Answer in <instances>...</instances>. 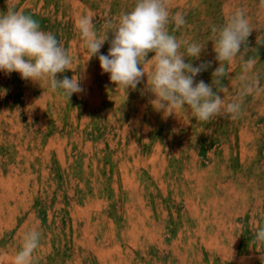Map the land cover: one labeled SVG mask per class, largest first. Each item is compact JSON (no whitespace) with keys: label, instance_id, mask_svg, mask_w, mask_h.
Here are the masks:
<instances>
[{"label":"rangeland","instance_id":"rangeland-1","mask_svg":"<svg viewBox=\"0 0 264 264\" xmlns=\"http://www.w3.org/2000/svg\"><path fill=\"white\" fill-rule=\"evenodd\" d=\"M134 4L0 0V12L30 15L56 36L72 57L71 70L57 78L78 76L84 89L67 99L46 79L0 71V264H12L34 229L42 235L31 264H264V244L253 243L264 225V6L166 0L186 20L179 30L170 23V34L206 42L199 59L185 57L210 62L196 81L211 85L219 66L212 25L243 9L253 29L241 53L224 62L218 94L226 102L238 97L248 59L258 87L243 98L238 118L202 122L190 110L156 111L147 76L124 90L95 56L88 59L76 20L91 14L99 35ZM152 63L141 65L146 75Z\"/></svg>","mask_w":264,"mask_h":264},{"label":"clouds","instance_id":"clouds-1","mask_svg":"<svg viewBox=\"0 0 264 264\" xmlns=\"http://www.w3.org/2000/svg\"><path fill=\"white\" fill-rule=\"evenodd\" d=\"M264 6V0H260ZM179 30L185 23L182 13H171L166 0H135L130 11L119 14L116 22L107 20L102 34L98 35L91 14H82L75 23L88 51V59L95 56L102 72L109 74L111 82L124 90L135 89L147 76V90L154 96L151 104L156 111L169 115L174 109L189 110L195 119L210 122L221 115L238 118L243 98L258 87V80L247 73L254 60L243 62L241 89L237 98L226 102L221 95L224 90L222 78L228 75L225 61L236 58L253 30L243 9H237L222 25H212L214 51L219 66L212 72V84L195 77L210 67V62L193 65L185 57L199 59L206 42L178 40L169 32V24ZM109 34L111 39L109 40ZM109 42L107 55L101 54L104 43ZM184 46L185 51L181 52ZM149 53L154 55L146 59ZM87 59V60H88ZM152 61L151 70L145 73L142 64ZM72 57L51 32L43 31L30 15L7 9L0 12V71L17 72L21 79L37 82L46 79L52 92H61L67 99L74 93L84 91L79 77L75 79L58 73L71 70ZM213 83L220 90L213 91ZM41 232H26L23 243L16 252L12 264H31L32 255L39 247ZM253 243L264 244V225L254 233Z\"/></svg>","mask_w":264,"mask_h":264}]
</instances>
